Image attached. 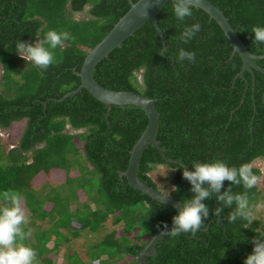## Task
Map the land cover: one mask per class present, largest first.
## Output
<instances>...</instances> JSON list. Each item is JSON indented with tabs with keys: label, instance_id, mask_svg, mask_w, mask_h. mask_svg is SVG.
<instances>
[{
	"label": "trees",
	"instance_id": "trees-1",
	"mask_svg": "<svg viewBox=\"0 0 264 264\" xmlns=\"http://www.w3.org/2000/svg\"><path fill=\"white\" fill-rule=\"evenodd\" d=\"M210 1L222 10L251 52H264V44L253 43L251 33L253 26H264V0ZM86 6L89 17L73 19V14ZM129 6L127 0H0V128L25 121L16 146L2 150L0 137V192L19 191L31 219L52 224L47 229L38 227L31 239L23 241L37 253L34 264H56L58 245L61 240H70L59 227L68 228L76 237L83 229L102 230L109 216L114 227L92 244L96 249L91 260L94 264H117L130 256L126 264H139L136 255L176 214L172 205L152 199L131 187L125 177H119L146 126L145 112L110 108L106 114V107L85 89L61 101L53 100L79 85L80 78L74 71L80 69L88 49ZM192 12L191 17L178 21L170 2L157 14L164 33V54L160 52L161 39L148 22L97 63L94 77L106 88L155 98L160 115L159 145L167 157L183 162L188 170H194V161L219 158L229 166L251 162L253 172L261 175L254 161L264 160V73L246 70V82L241 77L234 79L242 66L240 56H231L228 39L205 11L193 7ZM197 22L201 31L183 44L178 39L183 28ZM48 30L68 31L74 39L55 49L54 64L41 70L19 57L15 42L34 44L36 33L42 37ZM180 47L196 53L194 63L175 60ZM259 62L264 68V60ZM67 125L74 131H68ZM157 165L175 170L171 185L176 190L169 191L173 198L183 204L193 196L181 165L167 162L153 146L140 160L139 178L159 190L149 175ZM73 168L77 173H70ZM41 173L47 176L41 184L44 188L35 185ZM52 173L63 177L55 186L48 179ZM68 180L78 183L76 198L61 208L57 196H51L61 191L54 189L56 186ZM229 188L232 194L247 192L249 203L259 192L258 186L246 190L242 183L225 181L221 193ZM43 193L46 197L42 199ZM81 194L85 196L82 202ZM50 201L52 206L46 208ZM204 203L209 208L207 228L195 235H166L156 243V254L146 256L149 264H244L242 256L254 247L250 241L262 231L254 226L256 222L248 228L240 219L229 223L227 216L236 205L225 206L215 193ZM0 204L8 202L0 198ZM217 208L222 209L219 217L214 215ZM62 210L65 213L60 217ZM61 218H65L63 223L59 222ZM119 224L122 226L118 229ZM30 225L21 226L25 233ZM134 231L131 240L126 234ZM83 255L89 259L88 251ZM76 257L78 254L67 263L82 264Z\"/></svg>",
	"mask_w": 264,
	"mask_h": 264
},
{
	"label": "clouds",
	"instance_id": "clouds-1",
	"mask_svg": "<svg viewBox=\"0 0 264 264\" xmlns=\"http://www.w3.org/2000/svg\"><path fill=\"white\" fill-rule=\"evenodd\" d=\"M161 0H150L148 8L158 5ZM198 0H172L173 12L178 21H184L186 17L193 15L192 8ZM201 31V25L193 23L186 25L178 39L183 44H188ZM251 33L254 34L253 43L264 44V26H253ZM36 42L29 43L17 40L16 52L27 63L31 62L41 70H47L55 62L54 50L63 48L65 42L74 37L68 32L48 30L41 37L37 32ZM161 54H164L163 52ZM177 62L189 61L194 63L196 53L187 51L183 47L178 49L175 57ZM182 167L183 178L191 185L193 196L185 199L177 214L172 217V228L163 226L162 232L170 236H178L181 233L195 235L205 230V220L209 217V208L204 203L215 193L218 201L231 208L235 203V210L227 216L229 223H235L238 219L245 221L244 228H248L256 220L255 211L264 207V204L250 205L247 192L232 194L231 188L221 193L224 182L228 181L235 185L243 184L246 190L256 188L261 181V176L253 172V164L243 163L240 166H229L224 160L216 158L211 162L194 161V170ZM207 185V187H205ZM172 190H176L173 186ZM161 203L167 202L170 194L161 195ZM0 198L7 201V205L0 204V264H34L37 253L34 249L23 243L26 237L31 236V229L25 233L22 225L29 222L28 214L22 207L23 195L16 190L0 192ZM175 207V205H174ZM222 209L217 208L214 215L219 217ZM254 247L251 254L247 255L244 264H264V232H259L250 241Z\"/></svg>",
	"mask_w": 264,
	"mask_h": 264
},
{
	"label": "water",
	"instance_id": "water-1",
	"mask_svg": "<svg viewBox=\"0 0 264 264\" xmlns=\"http://www.w3.org/2000/svg\"><path fill=\"white\" fill-rule=\"evenodd\" d=\"M127 1L130 4L128 10L113 24L111 29L101 38L99 42L88 49L80 69L78 71H74V73L80 78L79 85L74 90L65 93L62 98H54L53 100L61 101L66 97H70L80 92L82 89H85L106 107V114L109 112L110 108H132L145 112L147 116L146 126L133 144L130 150L127 167L124 171L119 172V177H125L131 187L161 203L160 200L163 199L161 195H168L169 193L164 194L160 190L146 184L139 178L138 169L141 158L147 150L153 146L167 162L177 163L183 167L187 166L179 160L167 157L165 155V149L159 145L160 141L158 140V137L160 115L155 105L156 99L134 91L113 90L106 88L99 84L94 77L97 63L103 58H106L116 48L121 47L125 41L139 32L148 22H152L161 39L162 47L160 52L162 53L166 49L164 33L159 26L157 14L170 2H172V0H161L158 5L150 8L146 7L150 3V0H137L135 2L132 0ZM193 7L200 8L205 11L209 16V19H213L219 25L228 39L229 45L232 47L231 56L235 53L240 56L242 66L234 76V79L241 77L246 82L247 80L243 76L246 70L253 73V69H256L264 73V68L260 66L259 62V60H264V52L262 54L251 52L247 45H245L240 39L236 29L231 26L228 18L223 14L220 8L215 6L210 0H198V3ZM261 98L264 103V91ZM164 205H172L173 207L175 205L174 208L177 214L182 206V202L170 195ZM171 228L172 222L168 225V229L170 230ZM166 235L168 234L163 233L162 229L152 235L147 244L136 255L139 264H149L146 260V256H154L156 254V243H158Z\"/></svg>",
	"mask_w": 264,
	"mask_h": 264
},
{
	"label": "rangeland",
	"instance_id": "rangeland-1",
	"mask_svg": "<svg viewBox=\"0 0 264 264\" xmlns=\"http://www.w3.org/2000/svg\"><path fill=\"white\" fill-rule=\"evenodd\" d=\"M89 6H86L85 9L83 11H80V12H76L73 14V19L75 20H83V19H87L89 16L87 14V8ZM25 126V121L24 120H21V121H17L15 123H13L10 128H6V129H2L0 128V137H1V149L4 150V151H7L9 150L11 147H14L18 144V140L21 136V132L23 130ZM11 131V132H10ZM9 133L10 136H9ZM12 135V136H11ZM78 145L81 144V142L79 143L77 141ZM254 165L255 166H258L260 169H261V181L260 183L258 184V188H259V192L257 193L255 199H253L251 202H250V205H256V204H264V160H256L254 161ZM174 169H171L169 168L168 166H165V165H157V166H154L152 171L149 173L151 179L156 183L158 189L163 192L164 194H168L169 191L171 190L172 188V185H171V178H172V174L174 173ZM60 172V171H59ZM76 172V170L73 168L71 170L70 173ZM73 174V173H72ZM62 175L60 173H52L51 176H49L48 179L52 180L53 182H51V184L53 186L59 184V183H56L57 181L56 180H60L62 179ZM47 179V176L45 174H39L37 175L36 177V180H35V185H38V186H41L44 188V186H42L41 184L43 183V181ZM77 185L78 183L77 182H73V181H69L66 183V184H63L61 186H56L54 189H57V190H61L60 192H58V194H55L51 197L53 198H56L57 196V201L59 202V205L61 206V208H65L66 204H70L72 203V201L76 198L75 194H76V190H77ZM51 188L48 189V192L47 194L50 196L52 193H51ZM46 197V193H43L42 194V199ZM81 199H85V196L83 194H81ZM53 200V199H52ZM52 201L48 202L45 204V207L46 208H50L52 206ZM74 202V201H73ZM22 207L24 208V205H23V202H22ZM27 214H28V218H29V222H31L32 220H34L32 218L31 220V217H30V214L29 212L27 211V209L25 208ZM65 213V210H62L61 213H60V217ZM255 215H256V220L253 221V222H256V225H254L257 229L261 230L262 232H264V207L260 208L259 210L255 211ZM65 221V218H61L60 219V223H63ZM52 224L50 221H47V220H42V221H36L35 222L33 221L30 225V229H31V233L33 234L34 231L40 227L42 229H47L48 227H50ZM122 226V224H119L117 225V228L119 229V227ZM113 227L112 225V222H111V216L108 217L107 221H106V225L104 226V228L102 230H97L95 233H92V232H84L83 233V239L82 241H85L84 243L82 241H80V243L78 242V240L74 242V244H77L76 242H78L77 245H73V249L72 250H81L82 248H85L86 247V251L89 252V255H87L90 259V256L91 254L93 255L96 247H92V244L94 242V240L99 237V236H102L105 232L107 233V231H110V229ZM61 228H64L66 229L65 227H61ZM62 229V231L64 232H61L62 234H66V233H70V230L67 228L66 229V233H65V230ZM103 233V234H101ZM120 233V232H118ZM32 234L31 236H29L28 238H32ZM127 237L131 240H133V237L135 235V231L134 232H131V233H128L126 234ZM98 236V237H96ZM98 243V242H96ZM66 244L67 243H61L59 245V248L58 250H61V253L62 255H67L71 252L75 253V251H72V250H69V246L66 248ZM50 245V243H49ZM65 247V249H64ZM75 248V249H74ZM64 249V250H63ZM252 251H246V253L242 256V260H243V263H244V260L245 258L247 257V255L251 254ZM73 253L70 254L71 258L72 259L74 256H73ZM124 256H126V254L122 255L121 258H123ZM82 257H85V255L82 254ZM103 259V257H101ZM132 258L130 256H128L127 258H125V260H118L117 261V264H126L125 262L128 261V260H131ZM90 262V261H89Z\"/></svg>",
	"mask_w": 264,
	"mask_h": 264
},
{
	"label": "crops",
	"instance_id": "crops-1",
	"mask_svg": "<svg viewBox=\"0 0 264 264\" xmlns=\"http://www.w3.org/2000/svg\"><path fill=\"white\" fill-rule=\"evenodd\" d=\"M84 199H79V201L80 202H82ZM72 207V206H71ZM32 220V219H31ZM34 220H32L31 221V223L33 222ZM36 221H39V220H36ZM35 222V221H34ZM104 225H106V222L104 223ZM114 227V226H113ZM112 227V228H113ZM111 228V229H112ZM61 232H64V231H62V229H64V228H61V227H59L58 228ZM65 230V233H66V229H64ZM92 232V233H95V232H93V231H91V230H89V229H83V230H81V232H80V234H79V236H76V237H74V236H72L71 235V233H66L65 235L67 236V237H69L70 238V240L69 241H62L61 240V242H60V244L61 243H67L66 244V248L69 246V250H72L73 249V245H77L78 244V242L80 243V241H82V239H83V237H85V236H83V233L84 232ZM96 237H98V236H96ZM100 237V236H99ZM28 238V237H27ZM29 239V238H28ZM31 239V238H30ZM98 239V238H97ZM75 240L77 241L78 240V242H76L77 244H74V242H75ZM86 241V240H85ZM85 241H82L83 243L85 242ZM96 239L94 240V242L96 243ZM93 242V243H94ZM59 244V245H60ZM59 245H58V248H59ZM58 248H57V250H56V253H54V255H55V257H56V261H55V263L56 264H68L67 263V260L69 259V258H71V256H70V254L71 253H73V252H71V253H69V254H67V255H62V253H61V250H58ZM64 249H65V247H64ZM63 249V250H64ZM75 249V248H74ZM72 251H75V253H73V256L75 255V254H78V257H76V258H78L79 260H80V263H82V264H94L95 262H94V260H91V258L90 259H88L86 256L85 257H82V254H84L85 252H86V247L85 248H82L81 250H72ZM104 257V256H103ZM73 259H75L74 257L71 259V260H73ZM90 261V262H89ZM74 264H78V263H74Z\"/></svg>",
	"mask_w": 264,
	"mask_h": 264
},
{
	"label": "flooded vegetation",
	"instance_id": "flooded-vegetation-1",
	"mask_svg": "<svg viewBox=\"0 0 264 264\" xmlns=\"http://www.w3.org/2000/svg\"><path fill=\"white\" fill-rule=\"evenodd\" d=\"M66 129H68V131H72L73 129L70 127V125H67V128ZM74 131V130H73Z\"/></svg>",
	"mask_w": 264,
	"mask_h": 264
}]
</instances>
